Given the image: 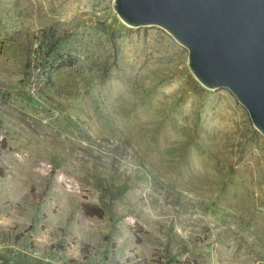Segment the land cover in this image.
Returning <instances> with one entry per match:
<instances>
[{
    "label": "rangeland",
    "instance_id": "obj_1",
    "mask_svg": "<svg viewBox=\"0 0 264 264\" xmlns=\"http://www.w3.org/2000/svg\"><path fill=\"white\" fill-rule=\"evenodd\" d=\"M0 264H264V136L114 0H0Z\"/></svg>",
    "mask_w": 264,
    "mask_h": 264
},
{
    "label": "water",
    "instance_id": "obj_2",
    "mask_svg": "<svg viewBox=\"0 0 264 264\" xmlns=\"http://www.w3.org/2000/svg\"><path fill=\"white\" fill-rule=\"evenodd\" d=\"M128 25H157L207 88H226L264 136V0H114Z\"/></svg>",
    "mask_w": 264,
    "mask_h": 264
},
{
    "label": "trees",
    "instance_id": "obj_3",
    "mask_svg": "<svg viewBox=\"0 0 264 264\" xmlns=\"http://www.w3.org/2000/svg\"><path fill=\"white\" fill-rule=\"evenodd\" d=\"M82 208H83L84 212L87 210V208L90 209L91 211L93 210L95 212V213H92V212H88L87 213V212H85L88 215H97L98 217L102 216V213H100V209L95 207V206H90V205L83 204ZM137 240L138 239H136V242H138ZM140 262H142V261H140Z\"/></svg>",
    "mask_w": 264,
    "mask_h": 264
},
{
    "label": "bare ground",
    "instance_id": "obj_4",
    "mask_svg": "<svg viewBox=\"0 0 264 264\" xmlns=\"http://www.w3.org/2000/svg\"><path fill=\"white\" fill-rule=\"evenodd\" d=\"M117 102H118V101H117ZM114 111H115V109H114ZM118 114H119V113H118ZM114 115H115V114H114ZM119 115H120V114H119ZM117 117L119 118V117H121V116H118V115H117ZM255 167H256V166H255ZM256 168H257V167H256ZM260 168H261V167H260Z\"/></svg>",
    "mask_w": 264,
    "mask_h": 264
}]
</instances>
